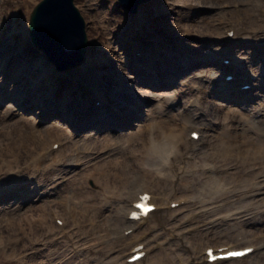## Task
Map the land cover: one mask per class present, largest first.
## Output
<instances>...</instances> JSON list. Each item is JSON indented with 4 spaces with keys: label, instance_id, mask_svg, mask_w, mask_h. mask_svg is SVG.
Wrapping results in <instances>:
<instances>
[{
    "label": "rangeland",
    "instance_id": "rangeland-1",
    "mask_svg": "<svg viewBox=\"0 0 264 264\" xmlns=\"http://www.w3.org/2000/svg\"><path fill=\"white\" fill-rule=\"evenodd\" d=\"M39 0H1L0 1V18L3 16V24H5V31L11 32L12 30H19L21 31V25L19 24L22 17L28 18L29 11L33 7V5L38 2ZM77 7L80 9L81 13L83 14L84 18L86 19V31L89 36L92 38L94 42H100L96 44L95 47H92V51L90 56L99 55V53L104 54L106 52V47L110 45V33H114L113 31L116 30V26L118 25L121 28V25L124 21L123 12L119 8H114L115 0H74ZM154 0L151 1V3ZM197 1H201L202 4L197 5ZM214 2V8L218 9H225L227 15H230L232 11V7L234 6L233 3L238 2L237 0H212ZM155 2H159L168 8L166 0H155ZM205 0H190L188 3L191 4L188 8H183L177 10L168 16V19H164L166 21L165 28L170 32L176 33L175 30L181 31L182 29H190L193 30V24L196 27H200L204 30V33H209L212 31L213 21L216 17H221L220 14L216 16H211L212 14L216 13V9L211 14L212 11H209V6L204 4ZM248 2L246 6H248ZM256 3V2H255ZM253 1L249 2V6L247 11L254 7L255 4ZM208 6V7H207ZM224 6V8H221ZM239 8H242L240 4H238ZM245 6V7H246ZM203 7V8H201ZM207 8L206 10L204 9ZM19 9V16H11L9 12ZM260 13L264 12V0H262L258 7ZM254 10V11H255ZM253 11V12H254ZM245 14V13H242ZM230 17V21L236 17L232 15ZM190 19V20H186ZM195 19V20H194ZM220 19V18H219ZM193 20V23L191 22ZM245 25L247 22L244 23ZM185 25V26H183ZM214 28V27H213ZM194 31H191L193 33ZM216 33V31H215ZM218 33V32H217ZM105 47V48H104ZM5 56H3V59ZM14 108V107H13ZM11 111V107H8L5 113L13 118L18 119L19 123L22 124L24 127L23 132L25 135V141L27 144V148H25V154L28 155L31 146H33V152L37 157V152L40 148L39 144L36 142V138L39 136L42 137H49L50 138L56 136L47 135L46 129L55 132L54 126L55 124L51 123L48 127L42 126L38 127L35 131V139H31L28 136V132L32 129L33 123L26 118L20 117V115H14ZM9 125L6 127V124L3 125L4 129H0V135L7 138L5 135V131L8 130L11 134V138H8L6 141H11L19 131V126H14L13 122H8ZM0 126H2L0 124ZM16 132V133H15ZM88 131L81 133L80 137H75L73 142H69L66 139V136L62 133H57V135L63 139L64 143H66V147L62 150H59V154L55 155L52 153L51 158L55 157H63V158H72L77 154V147L80 144H84L87 146H92L96 148L106 147L110 145V140L105 139H94V138H87L84 139L83 137L87 136ZM85 135V136H84ZM58 137V138H59ZM1 139V138H0ZM118 141H122L123 139L115 138ZM68 141V142H66ZM244 143H252L250 140L243 139ZM120 143V142H119ZM98 150V149H96ZM187 150V149H185ZM226 151L222 152V155L216 158L214 165L209 166L207 168H202L201 166H196L189 161L195 168V171L188 177L190 180L185 179L180 182V186L182 184H188L189 188L193 191H190V194H199V191L204 186V179L205 176H213L218 179L220 182L224 184L223 191L216 194L212 197V202L217 206L214 210H207L205 213H199L197 218H194L192 224L199 225L202 222L212 220L218 214L225 215L231 212H237L236 214L243 213L248 217L250 220H258L264 218V196L260 198H251L246 196V192L253 189L255 191L257 187H259L263 183V179H261L258 174L261 173L262 177H264V161L256 160L254 163H242L241 157H225ZM185 151H181V154L175 159V163H177L180 159L184 158ZM120 163L123 162V156L120 155L119 157ZM49 161V155H47L43 162L39 165L41 169ZM24 159H21L20 163H23ZM103 162V159L99 161L98 164ZM192 167V166H191ZM120 169H117L116 172L118 173ZM53 172H49L46 174H52ZM88 173L87 171H80L78 175H68L66 174L67 181H70V187L64 189V194L71 193L74 199H79L75 204H73V208L80 212V207H83V212H80L83 216L80 215V226L89 228L90 231H93L97 234L101 244L98 248L94 250H88L86 252V260L85 263L91 264L96 262L97 264H104L105 259L108 257V251L113 244V240L109 233V229L107 226V221L109 219L108 215H105L106 212L102 210H98V206L102 204V195L98 192H94L92 190H85L83 193L80 189V177L83 179L84 174ZM118 175H113L112 173L108 176L110 181V185L116 186L118 184L117 180ZM260 178V179H259ZM159 188L163 190L164 193L167 192V186L163 181H159ZM201 196V194H199ZM0 204H3V202ZM188 212V209H187ZM17 216V218H11V221L14 223L19 222L24 229L12 231L9 226L2 225L0 222V245H3V248L0 250V260H3L4 257L9 259L11 262L13 259L30 264H37L38 254L36 252H30L31 247L35 240H42L45 242L44 248L41 250L43 252L45 259L54 261L58 254H63L67 250L66 243H54V238L57 236V231H48L46 226H42L37 224L40 221L35 219V223H31L32 219L38 216V211H31V212H22ZM1 215V212H0ZM20 216L23 218H20ZM12 217V216H11ZM1 219V216H0ZM118 218L114 217L112 220H117ZM220 219V217H218ZM41 223V222H40ZM230 223L239 224L238 218H234L227 222H221L216 225L217 231L225 232L223 229L230 227ZM46 224V223H42ZM170 225L167 226V229L164 230L163 226L167 225V219L165 224L161 227V234L155 233L158 237L159 242L163 241V246H161V250H177L180 251L182 254L185 252V245L189 244L191 241L182 245L175 239L169 240L165 242V239L169 235V231L173 228L174 224L169 223ZM92 225L94 230H92ZM199 227V226H198ZM258 228V227H257ZM262 228H258L257 230L260 231ZM197 231V230H192ZM77 237V234H71V239ZM89 240L82 239L77 241L78 244H86ZM263 246L254 251L249 257L241 261L242 264H264V237L261 241ZM62 243V244H61ZM74 258L71 257V262ZM153 262V264H177V259L167 260L166 263L159 261L157 259H149L147 262ZM84 262L82 264H84ZM233 264H239V262H235Z\"/></svg>",
    "mask_w": 264,
    "mask_h": 264
},
{
    "label": "bare ground",
    "instance_id": "bare-ground-1",
    "mask_svg": "<svg viewBox=\"0 0 264 264\" xmlns=\"http://www.w3.org/2000/svg\"><path fill=\"white\" fill-rule=\"evenodd\" d=\"M189 1L190 0H173L172 4L174 5V7L177 10H180V9L188 8L189 6H191V4L188 3ZM237 1L238 2H242V4L245 3V0H237ZM197 3H198L197 5L200 4L199 1H197ZM243 11L244 12L247 11L245 6L243 7ZM186 20H190V19L186 18ZM191 22L193 23V20H191ZM183 26H185V25H183ZM181 30H182V28H181ZM193 30L194 31L195 30H199V27H196L193 24ZM213 31L210 32V33H213ZM180 32L178 31L177 33L181 34ZM116 49H117V46H115V45L112 46V47H109V50H110L109 54H107L105 56V58H109V57H110V59L117 58L118 51H116ZM3 62H4V60H3ZM3 62H2V64H3ZM14 66H16V64L14 65V64L11 63L6 68L2 69V67H0V78H3V79H5V78L6 79L13 78V74H14V72H16V71L13 70V73H12V68H14ZM29 67L30 66H27V65L21 66L20 70H19L21 73H19L18 76L20 77L21 74H25L26 70H28ZM130 76H131V74H130ZM134 79H135V77L132 76V80H134ZM180 85H182L181 82H180ZM136 92L139 93V95L142 96V97H150V98H153V99H163V97H166L169 94H171V91L150 90L147 87H141V86H137ZM164 102L166 104H169V100L168 99H165ZM147 104H149L148 100H147ZM233 104H236V106H234ZM213 105H214V107H208V111H209V113L216 114L217 116L226 115V113L228 112V108L229 107H231L233 109H235V108L240 109V108H243L245 106L247 107V105L242 100L239 103H230V104H227V105L225 103H223L222 101L213 100ZM13 106L16 107L17 104L14 102ZM169 106H170V104L168 105V107ZM261 106H263V108H264V102H258L256 105H253V106L247 108L248 116L251 117V118L256 117V115H258L259 112H260ZM7 108H8L7 104L0 105V117H1L0 118V124L2 125V126H0V129L4 128L3 125L9 124L8 122H10V121L13 122L14 126H19V129L20 128L22 129V124L19 123L18 119H15V118H10L9 119V118H7V116H6L5 112H4V111L7 110ZM173 108H176V107L172 104L167 112L162 113V114H166V115L161 116V120L163 122H165L167 124H172L174 122H177L178 119L187 118V116H185L184 114H178L177 116H174V110H172ZM145 110L148 112L147 113L148 118L150 117V115L153 116L154 114H156V113H153V111H151L150 107H146ZM27 117L30 118V120L33 123H35L37 121L36 115H27ZM140 124H142V123H140ZM58 125L64 126L63 124L62 125L58 124ZM238 125H240L241 128L246 126L245 124H241V123L238 124ZM65 130H68L65 126L63 128L57 126V129L55 130L56 133H54V132H52V131H50L48 129V131L50 132L51 135L54 134L57 137H59L57 135V133H62ZM234 130L235 129H233L232 126L228 125V126L223 127L221 132L223 133V136H226L227 138L230 137L231 135L237 136V135L241 134L239 132H233ZM69 132H71V131L69 130L68 133ZM9 133L10 132H7V133H5V135H8ZM253 133L254 132H250L249 131V132H247L245 134L248 135V136H252ZM18 135H20L19 132H18ZM89 135H92L93 138L98 136L97 133H95V135L90 133ZM107 135H108L107 133H101L100 134V136H107ZM57 140L58 139H55L51 144H49V146L47 148L51 149L52 144L55 143ZM259 145L260 144H258V143H254V144H252L250 146L256 147V146H259ZM153 148H154L155 151L150 152L149 155L146 157V162H145V164H143V167H142L141 171L137 170L136 167H135V169H136L135 170V169H133L130 166L131 158H129L130 160L126 159V161L123 163L121 171L123 172V175L125 176L124 179H125V182L127 183V185L128 184L129 185L132 184L134 181L140 179L143 175H147L148 176V173L153 172L156 169V166L158 164L159 158L163 159L162 155L165 153V151H166L167 155H169V153L174 151V148H170L167 145L165 146V145L160 144V143L159 144H154ZM256 153H257V155L259 157H263L264 156L261 153V150H256ZM95 157H98V156H95ZM106 168H107V165L99 168V170L97 172L91 174L92 178L94 179L93 180L94 181V186L96 188L101 187L102 190L108 189L107 184H101V180H100L101 177L105 176ZM215 179L216 178L213 177L212 175L211 176H205L204 181L206 183H208V182L216 181ZM188 180H190V179L188 178ZM58 186L56 187L57 189H55L53 192L46 193V195H45V197L43 199L42 198L39 199L37 197V194L39 192H41V191L37 190L35 192L33 191V194H34V199L33 200H32V198L25 199V200H19L17 198V199H13L11 202L3 204L2 209L0 207L1 211L4 210L1 213V216L5 215L7 213H12V217L13 218H15V217L17 218V216L21 215L22 212L26 211V209H27L26 206H29V205L35 204V203L39 207H34L33 209H44V208H46L48 203L50 202L49 198H51L52 196H54L56 194L58 195L62 191V188L64 187V184L62 183L59 187ZM67 187L68 186L66 185L64 188H67ZM152 188H153V185H147L145 187H142L137 193H139V192H149V193L152 194V190H153ZM179 188H180V190H189V185L188 184H182L181 186H179ZM11 189L13 191L16 190L15 193H24V192H19L20 191L19 185H17L16 188H11ZM263 189H264V183L258 188V192L262 193ZM137 193L134 194V199L131 201V203L137 199ZM259 193H257V194H259ZM180 194H186V193H180ZM156 197L157 196L153 195L152 201L156 200ZM161 198H163V197H161ZM255 198H257V197H255ZM182 199L184 200V203L189 201L187 198H185L183 196H180V195H176L175 197H173V199H170L169 201H167L165 203H161V202H157L156 203V201H155V204L157 206L156 209H158V211L161 212L162 215L169 214V213H164V212H166V209H169L168 207L166 208L165 205L170 203V202H173V201L174 202L182 201ZM40 200H44V201L41 202ZM125 201H126V199L124 198V196L119 194L118 197L116 198L115 203H116V205H120L122 207L124 205ZM131 203H130V207L129 208H128V206H125V208H128L126 211H124V215L125 216L127 215V213L132 208L131 207ZM108 209H110V208L108 207ZM106 212L109 213V214L111 213L110 210H106ZM199 212H200V210L197 213H199ZM54 214H56V213H54ZM183 214L185 216L186 212H183L182 206L178 205L174 210H172V218L173 219L171 217H170V219H171L172 222H179V220L182 218ZM20 218H23V216L22 217L20 216ZM143 223H144V219H142V220L140 219L134 225H131V226H124L123 225L122 227L120 226V233H121L122 236H123V232H124L125 229H127L129 227H133V231L127 236V239H130L129 249L133 248L137 244L143 243V244L146 245L145 248L148 249V253L145 255V258H148V257H151V256H153V257L154 256H156V257L164 256V259L165 258H172L173 257L172 253L174 252L173 250L169 249V250H164V251H161V252H159V250L157 251V249H158L157 244L155 242L154 243L151 242V240L148 238L146 232L140 233V232L136 231V228L139 227L140 225H142ZM184 224H185L184 221H181L180 223H178L176 228L177 229L185 228V227H183ZM113 226H114V232L116 233V231L119 228V224H113ZM228 226H230V227H227V228L223 229L225 231V233L214 231L216 228H213V226H203L204 228L201 227L199 229L198 235L200 237L198 238L199 240H197V241H204V242H211V243H219V242H221V243L220 244H216V245H208L207 243H201L198 246H196V244L194 243L193 246L188 248V250H187L188 252H186L194 264H198V263L202 262V258H201V256L199 255L198 252L199 251H203L204 249H206L208 247L224 246L226 243L235 242L238 239H242L243 241L254 240L255 243L244 244V245H233L232 244L231 246H228V248L229 249H239V248L247 247V246H256V243H258V241H259V239H258L259 234L255 230L258 229V228H262V229L264 228V218H262V219L260 218L258 220H254L253 222H251L249 219H243L242 222L239 223V224L230 223V225H228ZM9 227L11 228L12 231L24 229L19 222H17V223L12 222L9 225ZM186 233H188V231ZM178 235H183V234L179 233ZM174 255L177 256L178 259H181L183 257L178 252H175ZM59 257H60V254H58L56 256V258L54 259L53 262L47 263L43 252L38 253V259L41 260V261H44V264H60V262H58ZM243 258L244 257H241L239 259H228V261H232V262L242 261ZM85 260H86V256L83 257V262ZM124 261H125V257L123 258V261L120 264H124ZM225 261H227V260H225ZM142 262L143 261H137L134 264H141ZM216 262H214V264H216ZM0 264H11V262L5 257V259L0 260ZM84 264H88V263L84 262ZM91 264H97V263L94 262V263H91Z\"/></svg>",
    "mask_w": 264,
    "mask_h": 264
},
{
    "label": "water",
    "instance_id": "water-1",
    "mask_svg": "<svg viewBox=\"0 0 264 264\" xmlns=\"http://www.w3.org/2000/svg\"><path fill=\"white\" fill-rule=\"evenodd\" d=\"M148 0H121L135 9ZM29 30L34 44L60 69L72 68L83 59L87 41L84 21L72 0H42L30 16Z\"/></svg>",
    "mask_w": 264,
    "mask_h": 264
},
{
    "label": "snow or ice",
    "instance_id": "snow-or-ice-1",
    "mask_svg": "<svg viewBox=\"0 0 264 264\" xmlns=\"http://www.w3.org/2000/svg\"><path fill=\"white\" fill-rule=\"evenodd\" d=\"M196 133H193V136H195ZM142 199L144 200H147L149 199V197L145 196L143 197ZM154 206H150L146 203H140L137 205V208L138 209H143L144 210V214H147V212L151 211L153 209ZM132 216L133 218H137L136 216V213L133 212L132 213ZM252 251V249H244L243 251H232V252H228L224 255H221L220 257H216V256H213L212 253H211V250L209 251V255L212 259H229V258H233V257H239V256H244L247 254V252H250Z\"/></svg>",
    "mask_w": 264,
    "mask_h": 264
}]
</instances>
